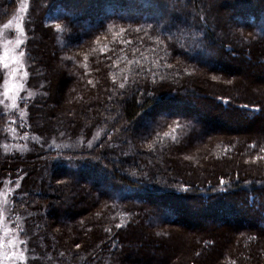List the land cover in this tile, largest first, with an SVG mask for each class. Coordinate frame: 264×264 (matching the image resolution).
<instances>
[{
  "label": "trees",
  "instance_id": "1",
  "mask_svg": "<svg viewBox=\"0 0 264 264\" xmlns=\"http://www.w3.org/2000/svg\"><path fill=\"white\" fill-rule=\"evenodd\" d=\"M19 2L0 0V26ZM47 3L43 123L80 139L62 151L80 164L29 178L12 209L50 264H264V0ZM52 153L0 145V165Z\"/></svg>",
  "mask_w": 264,
  "mask_h": 264
},
{
  "label": "rangeland",
  "instance_id": "2",
  "mask_svg": "<svg viewBox=\"0 0 264 264\" xmlns=\"http://www.w3.org/2000/svg\"><path fill=\"white\" fill-rule=\"evenodd\" d=\"M48 1L20 0L14 14L0 26V111H14L19 116L0 135L2 154L5 159H15L13 156L32 155L36 148L53 150V158L48 161L6 160L0 165V264H50V238L42 237L15 215L13 196L22 195L29 188V178L52 173L58 165L65 169L67 164H80V160L68 161L62 152L80 139L67 142L71 134L68 128L43 123L56 99L52 74L59 73L58 68L50 67L46 34L36 20L38 9L44 11ZM169 16L167 13L166 19ZM80 133L83 136L90 132L82 128Z\"/></svg>",
  "mask_w": 264,
  "mask_h": 264
},
{
  "label": "snow or ice",
  "instance_id": "3",
  "mask_svg": "<svg viewBox=\"0 0 264 264\" xmlns=\"http://www.w3.org/2000/svg\"><path fill=\"white\" fill-rule=\"evenodd\" d=\"M121 87L123 88V87H124V85L122 84V85H121ZM149 147H151V145H149Z\"/></svg>",
  "mask_w": 264,
  "mask_h": 264
}]
</instances>
